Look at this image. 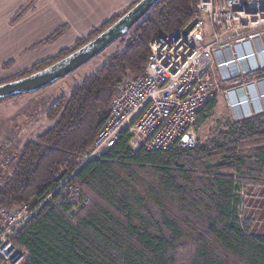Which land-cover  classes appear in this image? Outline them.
Segmentation results:
<instances>
[{
	"label": "trees",
	"instance_id": "obj_1",
	"mask_svg": "<svg viewBox=\"0 0 264 264\" xmlns=\"http://www.w3.org/2000/svg\"><path fill=\"white\" fill-rule=\"evenodd\" d=\"M138 1L71 47L0 84L68 56ZM32 2L15 12L11 24ZM195 2L160 0L130 29L123 49L49 105L45 117L50 124L19 147L10 141L18 153L10 165L12 178L0 183V209L42 201L71 172L68 183L78 189L74 202L56 204L55 193L13 238L27 253L22 264H264V236L240 219L242 197L237 191L239 182L264 184V113L228 120L213 143L188 150H132L124 131L101 157L78 161L108 116L117 85L143 71L152 39L191 20ZM66 30L62 25L32 47L54 42ZM12 64L6 61L2 68ZM215 105L213 99L195 126L212 115ZM73 206L76 212L67 215Z\"/></svg>",
	"mask_w": 264,
	"mask_h": 264
},
{
	"label": "built area",
	"instance_id": "obj_2",
	"mask_svg": "<svg viewBox=\"0 0 264 264\" xmlns=\"http://www.w3.org/2000/svg\"><path fill=\"white\" fill-rule=\"evenodd\" d=\"M193 19L196 24L185 34ZM188 23L150 41L143 71L117 85L81 163L101 157L124 131L132 150L197 148V118L219 94L233 121L264 113V0H196ZM16 156L11 142L0 144V183L12 178ZM72 173L40 202L0 209V264L24 262L27 253L13 238L43 203L52 202L55 193L56 204L78 199V189L68 183Z\"/></svg>",
	"mask_w": 264,
	"mask_h": 264
},
{
	"label": "rangeland",
	"instance_id": "obj_3",
	"mask_svg": "<svg viewBox=\"0 0 264 264\" xmlns=\"http://www.w3.org/2000/svg\"><path fill=\"white\" fill-rule=\"evenodd\" d=\"M129 34L130 29L87 62L46 87L0 102V144L11 141L19 147L25 140L34 139L48 123L50 124V121L45 117L49 105L57 98L67 96L75 85L102 65L110 54L123 49ZM2 57L3 55H0V60ZM9 60L13 59H4L0 63V81L8 80L23 70L14 69V60L9 68L3 69V63ZM228 120L233 121L222 94H219L212 115L203 123L194 126L198 147L213 143L212 141L217 138L218 133L225 131ZM81 156L78 161H81ZM237 186V191L242 197L239 208L240 219L249 222L254 234L264 236V184L244 185L239 182Z\"/></svg>",
	"mask_w": 264,
	"mask_h": 264
},
{
	"label": "crops",
	"instance_id": "obj_4",
	"mask_svg": "<svg viewBox=\"0 0 264 264\" xmlns=\"http://www.w3.org/2000/svg\"><path fill=\"white\" fill-rule=\"evenodd\" d=\"M29 0H0V55L14 60V69H24L56 54L87 35L114 14L138 0H33L11 24L15 12ZM67 25L56 41L32 47L56 28Z\"/></svg>",
	"mask_w": 264,
	"mask_h": 264
},
{
	"label": "water",
	"instance_id": "obj_5",
	"mask_svg": "<svg viewBox=\"0 0 264 264\" xmlns=\"http://www.w3.org/2000/svg\"><path fill=\"white\" fill-rule=\"evenodd\" d=\"M159 1L139 0L112 25L68 56L29 76L1 83L0 98L40 90L57 79L69 74L131 29ZM196 22L197 19H193L187 24L183 32L185 34L188 33Z\"/></svg>",
	"mask_w": 264,
	"mask_h": 264
},
{
	"label": "bare ground",
	"instance_id": "obj_6",
	"mask_svg": "<svg viewBox=\"0 0 264 264\" xmlns=\"http://www.w3.org/2000/svg\"><path fill=\"white\" fill-rule=\"evenodd\" d=\"M239 37H242V36H239ZM198 144V143H197Z\"/></svg>",
	"mask_w": 264,
	"mask_h": 264
}]
</instances>
